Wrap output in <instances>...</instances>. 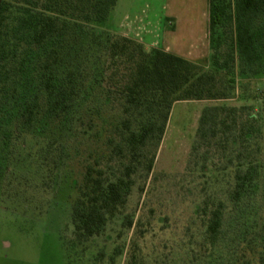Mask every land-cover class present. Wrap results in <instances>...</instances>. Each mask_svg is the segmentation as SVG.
Instances as JSON below:
<instances>
[{
  "label": "trees",
  "instance_id": "obj_1",
  "mask_svg": "<svg viewBox=\"0 0 264 264\" xmlns=\"http://www.w3.org/2000/svg\"><path fill=\"white\" fill-rule=\"evenodd\" d=\"M213 1L210 30L224 16ZM117 2L0 0V112L10 108L14 127L43 134L45 183L50 186L71 149L91 136L103 141L102 152L87 153L95 156L84 161L71 206L78 238L99 235L124 204L137 170L151 171L146 147L162 138L175 101H221L234 91L227 61L216 59L206 70L98 29ZM235 7L240 63L258 71L264 68V0H236ZM184 177L198 194L196 212L212 244L225 216L253 207L264 190V97L258 106H204Z\"/></svg>",
  "mask_w": 264,
  "mask_h": 264
},
{
  "label": "rangeland",
  "instance_id": "obj_2",
  "mask_svg": "<svg viewBox=\"0 0 264 264\" xmlns=\"http://www.w3.org/2000/svg\"><path fill=\"white\" fill-rule=\"evenodd\" d=\"M213 3L221 7L222 21L189 38V44H180L172 16L123 12L119 0L96 25L206 70L215 68L216 59L227 61V76L234 78L229 99L172 104L162 138L146 147L151 171L137 170L124 204L99 235H74L71 206L84 161L95 156L87 153L102 152L103 141L91 136L77 151L71 149L48 186L40 153L43 134L14 127L10 108L0 112V264H264V190L253 207L226 215L221 233L209 244L204 218L196 212L198 194L184 177L201 109L220 103L258 106L264 97V68L241 65L236 50V0Z\"/></svg>",
  "mask_w": 264,
  "mask_h": 264
},
{
  "label": "crops",
  "instance_id": "obj_3",
  "mask_svg": "<svg viewBox=\"0 0 264 264\" xmlns=\"http://www.w3.org/2000/svg\"><path fill=\"white\" fill-rule=\"evenodd\" d=\"M119 3L127 13L150 15L161 12L172 16L180 44H189L192 36L206 30L209 25V0H119Z\"/></svg>",
  "mask_w": 264,
  "mask_h": 264
}]
</instances>
